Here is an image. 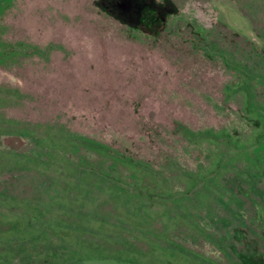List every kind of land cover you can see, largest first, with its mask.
Returning a JSON list of instances; mask_svg holds the SVG:
<instances>
[{
    "label": "rangeland",
    "instance_id": "rangeland-1",
    "mask_svg": "<svg viewBox=\"0 0 264 264\" xmlns=\"http://www.w3.org/2000/svg\"><path fill=\"white\" fill-rule=\"evenodd\" d=\"M0 264H264V0H0Z\"/></svg>",
    "mask_w": 264,
    "mask_h": 264
}]
</instances>
